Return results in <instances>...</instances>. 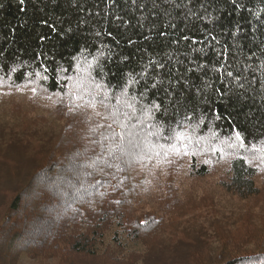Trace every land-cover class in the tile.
I'll list each match as a JSON object with an SVG mask.
<instances>
[{
    "label": "trees",
    "instance_id": "trees-1",
    "mask_svg": "<svg viewBox=\"0 0 264 264\" xmlns=\"http://www.w3.org/2000/svg\"><path fill=\"white\" fill-rule=\"evenodd\" d=\"M17 90L51 104L26 129L0 109V264H264V0H0V95ZM183 160L195 178L224 161V191L261 204L186 216Z\"/></svg>",
    "mask_w": 264,
    "mask_h": 264
},
{
    "label": "rangeland",
    "instance_id": "rangeland-1",
    "mask_svg": "<svg viewBox=\"0 0 264 264\" xmlns=\"http://www.w3.org/2000/svg\"><path fill=\"white\" fill-rule=\"evenodd\" d=\"M32 91L17 90L6 93L4 96L0 95V102H3L0 109L7 112V117L4 121L15 128H28L34 125L37 115L47 111V107L51 104L50 101H45L43 98L34 99ZM5 97V98H3ZM34 99L35 104L30 107L24 105L30 104L29 98ZM3 99V101H1ZM28 111V112H26ZM25 113H28L26 115ZM46 113V112H45ZM48 115V112H47ZM34 122V123H33ZM174 178V187L180 196L179 206L182 213L186 216L204 213L205 210L214 212H228L236 211L237 214L242 213L244 209L249 207L259 206L264 201V174H259L256 178L257 185L261 188L262 193L260 202L255 201H241L237 198L227 194L222 184L226 180L227 164L224 161H215L210 166L209 174L204 178H195L189 176L187 172V163L185 160L182 163ZM164 177L162 170L158 171ZM204 210H203V209ZM206 208V209H205ZM240 209V210H237ZM56 259L37 258L31 259L22 255L18 259V264H55Z\"/></svg>",
    "mask_w": 264,
    "mask_h": 264
},
{
    "label": "snow or ice",
    "instance_id": "snow-or-ice-1",
    "mask_svg": "<svg viewBox=\"0 0 264 264\" xmlns=\"http://www.w3.org/2000/svg\"><path fill=\"white\" fill-rule=\"evenodd\" d=\"M229 75H231V73H229ZM95 88L97 90H100L102 88V85L96 84ZM96 95H99V91H97ZM96 95L92 97L93 102L96 101ZM124 95H127V92H125ZM107 98H108L107 93H104V97L102 100H100V103H104V101L107 100ZM116 99H117V102L120 103V98L117 97ZM124 103L127 108L132 109V112L131 114L127 112L123 113V115L125 116V120L121 121L119 124V127L121 128V134L117 136L116 133H113V137H115L119 141V143L115 145L117 150L124 152L125 149H127L128 153L131 154L132 151L136 150L140 146V143L142 142L141 133L145 132V128H144V121L140 120L136 116V112L138 110L135 108V106L131 103H128L127 101H125ZM154 107H158V106L154 105ZM147 115L148 113L146 112L145 116ZM109 127L111 126L109 125ZM148 135H156V133L149 132ZM182 135H183L182 133L178 134L177 139H179ZM103 138L110 139L109 137H103ZM165 139H170V138L166 137ZM235 140L238 141L239 143L238 144L227 143V142L225 143H227V146L229 148H233V147L244 148L245 147L244 140L242 139V137L240 136L238 132L236 133ZM169 147L172 151L179 154L180 148L183 147L186 149L187 145L186 144L180 145L178 147L176 144H170ZM212 150L216 151L217 149L214 147ZM185 154L187 153L185 152ZM109 155L112 156L114 155V153L111 150H109ZM262 159H264V157H262ZM112 166H113L112 164H108V167H112Z\"/></svg>",
    "mask_w": 264,
    "mask_h": 264
}]
</instances>
